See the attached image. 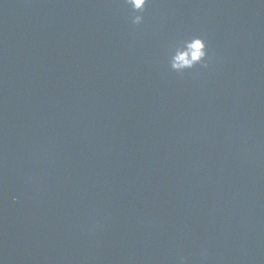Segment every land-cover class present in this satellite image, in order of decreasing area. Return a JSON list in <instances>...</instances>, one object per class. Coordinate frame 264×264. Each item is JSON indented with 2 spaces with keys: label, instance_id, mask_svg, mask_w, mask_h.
<instances>
[{
  "label": "water",
  "instance_id": "95a60500",
  "mask_svg": "<svg viewBox=\"0 0 264 264\" xmlns=\"http://www.w3.org/2000/svg\"><path fill=\"white\" fill-rule=\"evenodd\" d=\"M139 14L0 0V264H264V0Z\"/></svg>",
  "mask_w": 264,
  "mask_h": 264
},
{
  "label": "clouds",
  "instance_id": "9594fccd",
  "mask_svg": "<svg viewBox=\"0 0 264 264\" xmlns=\"http://www.w3.org/2000/svg\"><path fill=\"white\" fill-rule=\"evenodd\" d=\"M149 0H126V4L132 9L131 23L140 25L144 17L139 14L145 10ZM187 45L186 50H176V55L170 56V67L176 72H183L185 69H190L196 64L207 66V59H210L207 51V44L202 36H193L190 40H184ZM190 53V55H189ZM207 58V59H206ZM15 199V197L13 198Z\"/></svg>",
  "mask_w": 264,
  "mask_h": 264
}]
</instances>
